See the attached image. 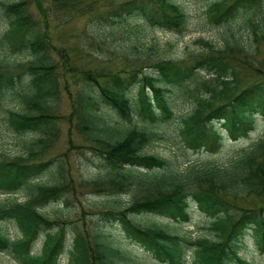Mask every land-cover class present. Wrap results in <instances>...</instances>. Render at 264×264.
<instances>
[{
  "label": "trees",
  "instance_id": "trees-1",
  "mask_svg": "<svg viewBox=\"0 0 264 264\" xmlns=\"http://www.w3.org/2000/svg\"><path fill=\"white\" fill-rule=\"evenodd\" d=\"M204 1V22L226 27L221 44L199 39L204 50L177 60L165 53L149 56L140 33L152 27L186 34L190 18L181 5L174 0H102L95 19L88 22L113 25L114 30L106 34L108 42L128 41L122 49L125 53H120L130 52V59L118 57L122 61L113 65L109 56H103L105 66L87 69L75 68L69 51L63 61L55 62L51 41L36 22L29 1L4 5L6 28L0 48L30 57L15 66L21 69L18 72L0 62V101L17 96L21 106L7 111L4 126L13 134L33 138L24 141L23 152L14 158L0 155V194L25 193L22 201L7 199L0 204L1 253L19 264H59L63 251L69 264H128L129 260L138 264L103 230V224L112 223L130 249H141L153 264L238 263L236 244L247 229L264 242V204L241 210L233 204L264 198V134L231 147L216 127V122L221 123L230 139L237 140L247 136L245 123L255 114L264 116V0ZM63 4L72 5L69 0ZM94 40L99 44L101 35ZM96 48L103 52L99 45ZM69 79L74 83L68 97V131L86 144L101 169L87 178L74 179L64 161L43 158L60 137L61 117L53 112L61 84L67 85ZM134 88L135 99L129 95ZM173 91L190 98L192 107L179 118L182 150L168 160L149 148L163 138L160 128L175 118L164 97ZM187 149L209 154L228 149L231 155L225 163L184 164L180 156ZM53 165L55 169H50ZM86 187L112 198L110 204L93 210L99 216L88 226L68 221L70 214L56 212L51 217L45 211L50 204L67 205L76 191ZM128 192L130 201L121 205L117 197ZM193 208L211 219L210 237L191 239L134 221L156 215L185 225ZM8 223L18 231L14 237L3 230L2 224ZM41 235L40 253H33ZM191 252L193 259L188 261Z\"/></svg>",
  "mask_w": 264,
  "mask_h": 264
},
{
  "label": "rangeland",
  "instance_id": "rangeland-1",
  "mask_svg": "<svg viewBox=\"0 0 264 264\" xmlns=\"http://www.w3.org/2000/svg\"><path fill=\"white\" fill-rule=\"evenodd\" d=\"M12 0H0V35L4 34L6 28V21L3 17V7L4 5ZM29 1V7L33 13L36 22L44 30L47 38L51 41V55L55 62L60 63V61L65 58L68 54L70 60L75 68L87 69L90 67L100 66L106 64V60L103 56H109V62H113V65H117L122 61L118 57H124L130 59V52L127 56L122 55L120 52L123 48L129 44L126 40H114L108 42L110 39L106 34L109 31L114 30V26H99L96 23L93 25L89 24L88 20L95 19L97 10L99 9V4L102 0H69L72 5H64L65 0H27ZM180 4L190 18V32L183 36L172 35L171 33H163L150 28L145 27L141 31V39L145 41L146 46L143 49L146 50L149 56H153L154 53L162 54L164 53L171 59H183L188 57V55H193L200 53L204 50L203 45L199 42V39L205 41H211L215 45L221 44V37L226 32V27H211L204 26L203 11L205 9V1L202 0H174ZM88 9V10H87ZM82 10H87L85 13L81 14ZM139 23V22H137ZM99 31L102 34H98L94 31ZM96 35H101V41L97 44L94 40ZM105 36L107 40H105ZM106 41L105 46L102 43ZM99 45L103 52L96 48ZM153 46V49H150ZM125 53V52H124ZM64 54V55H63ZM61 55V56H60ZM30 57L27 53L24 54H11L0 48V62L7 64L8 70H13L15 72L20 71L15 66L18 63H24L29 60ZM186 60V59H185ZM184 61V60H182ZM66 62V61H65ZM118 62V63H116ZM105 66V65H102ZM242 69V68H241ZM74 79H69L67 85L61 84L60 87V99L56 103V109L53 113L59 115L61 118L59 120V126L61 129L60 137L55 142L53 148L48 150L44 157L45 159H58L59 161H64L68 165L69 170L72 175L79 178H87L92 175H97L101 171L99 167V162L89 153V149L84 147L82 140L72 134V130L69 133V119L68 115L70 113L69 108V94L73 90ZM63 85V86H62ZM130 96L136 98V90L132 91ZM167 95H165V98ZM173 103V110L175 113V118L166 126H163L160 130L165 134V139L155 141L149 148V152L157 154L168 160H172L177 157L179 150V138H178V124L179 118L182 113H185L191 108V104L188 102H182L181 98L176 97V93L171 96ZM19 99L17 96L5 97L0 101V155L7 158H14L23 152L24 141L27 139H32L33 135L20 136L13 134L8 130L6 125L4 126V119L6 117L7 111H12L19 109ZM221 128V127H220ZM264 132V122H256L254 132L250 134L247 138L241 139L238 143H243V145L254 141L259 135ZM226 137L225 131L221 134ZM35 136V135H34ZM69 140L71 143L69 144ZM230 150L221 151L217 153L214 158L218 162L227 161L230 157ZM185 157H181V161L185 164L186 162L196 161L205 159L207 154L196 153L193 151L185 152ZM220 160V161H219ZM183 165L181 169L184 167ZM51 169H55V165ZM52 171V170H51ZM48 176V175H47ZM43 177V181H48L49 177ZM25 193H18L14 196H6L0 194V204L5 202L7 199H18L22 201L24 199ZM118 198V202L121 205H125L130 201V192L121 195ZM110 197L95 194L90 192L89 188H80L76 197L69 206L64 205H52L45 211L49 216L53 217L56 212H62V216H67L70 214L69 220L78 222L79 224H86L84 220L94 221L97 216L93 213L96 207H101L110 204ZM239 210L241 209H252L253 206H258L264 204V198L255 199L247 198L241 201L233 202ZM70 211V212H69ZM134 221L139 223L142 227H162L165 230L171 231L176 234H181L192 239L210 237V219L198 211H192L190 213V221L186 225L174 224L171 221L162 217H153L150 215L135 217ZM78 224V225H79ZM3 230L10 237L18 234V231L14 224H2ZM103 230L110 234L116 243L124 249L130 256L131 260L137 262L138 264H153L144 258V253L141 249L133 247L130 249V245L121 235L122 232L119 227L111 224H106L103 226ZM43 241V237L37 240L35 246V252L40 251V245ZM239 256L244 259H250L251 264H264V254L258 252L257 246L253 242L251 233L249 232L246 239L244 240V245L239 249ZM190 259L193 258V253H187ZM67 258L65 256L61 257V264H66ZM149 262V263H148ZM0 264H18L12 261L6 255L0 253ZM132 264V262H128Z\"/></svg>",
  "mask_w": 264,
  "mask_h": 264
}]
</instances>
